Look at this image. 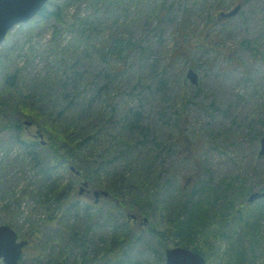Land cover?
<instances>
[{"label":"rangeland","instance_id":"rangeland-1","mask_svg":"<svg viewBox=\"0 0 264 264\" xmlns=\"http://www.w3.org/2000/svg\"><path fill=\"white\" fill-rule=\"evenodd\" d=\"M237 3L239 13L219 18ZM47 7L56 17L15 25L0 44V225L29 241L22 264H165V249L142 228L164 229L181 201L178 186H216L238 177L255 191L264 189V0H49ZM116 33L134 44L117 61L123 63L117 73L114 59L101 60L91 45ZM80 36L93 41L71 58V43ZM189 68L197 84L186 76ZM61 74L68 75L62 83ZM55 115L69 141L82 142L77 161L91 188L114 184L122 202L134 208L124 215L103 196L99 206L76 199L69 163L51 164V177L68 184L77 200L67 224L84 235V254L59 238L61 226L42 225L44 209L27 194L44 166L37 170L30 160L38 155L53 162L44 126ZM18 120L25 148L16 128L1 127ZM36 130L47 144L33 137ZM178 136L193 141L189 150L181 143L178 149ZM136 198L142 208L152 204L147 216L135 210ZM86 205L94 220L89 228ZM131 214L135 224L128 221ZM121 223L135 226L140 242L113 261L104 247L117 253ZM259 234L264 236V215ZM178 239H166L168 248L182 247ZM263 247L259 242L255 264H264Z\"/></svg>","mask_w":264,"mask_h":264},{"label":"trees","instance_id":"trees-1","mask_svg":"<svg viewBox=\"0 0 264 264\" xmlns=\"http://www.w3.org/2000/svg\"><path fill=\"white\" fill-rule=\"evenodd\" d=\"M47 4L42 7L40 12L32 20L36 18L44 20L56 17L55 11H48ZM79 35H83V33H79ZM81 37L77 38L74 43H71L74 46L71 51V58H75L79 47L88 49V43L93 41L92 39V41L88 40L86 37H82L84 42L78 41L82 40ZM91 45L101 60L109 61L114 59L115 63L112 65L111 70L117 73L122 70V68L120 70L118 69L119 65L122 66L123 64L119 62L120 64L117 66V61L123 60L125 51L134 44L130 39L123 41L117 37L116 33L98 43L92 42ZM64 75L68 76L67 74H61L58 78L60 83L63 82ZM63 92L64 89H62ZM112 100L113 96L107 93L104 98L105 105H110ZM22 126V122L19 120L1 125V127L16 128L18 132L16 138L25 148L27 145L26 139L18 131ZM44 129H47L51 135V141H49L47 146L52 151V159L50 161L53 162L40 161L48 160L46 158H40L38 160L37 158L40 157L38 155L37 158L34 157L35 159L30 160L29 164L35 169H37L39 164H43L44 166L39 165V170H37L40 178L34 184L33 189L27 192V194L34 196V200L38 202V206L40 205V208L44 209L46 218L42 220V225L61 226L60 228L58 226L56 228L63 231V235H59V238L66 243L72 240L71 247L76 248L78 251L81 250L82 254H84V235L71 231L73 226L67 224V218H70L75 209H79L77 207V200H73V197H70L68 184L61 186L57 177H51V164L55 168V163L58 162L68 161L76 169L80 170L82 168L85 170L84 165H82L83 163L77 161V155L82 142L74 143L73 141H69L70 137L67 133V127L59 124L58 115L51 116L50 124L45 125ZM40 133L42 132L40 131ZM192 142L188 137H182L181 139L178 136L176 144L178 149L180 143L182 147L187 146L188 149L189 143ZM26 155L28 156L30 154L27 152ZM33 156L35 155L33 154ZM154 158L155 156L151 160L147 159V162L154 161ZM86 174L89 175L88 173ZM122 180H125L124 175H117V184H121ZM190 185L191 187H188ZM190 185L186 187L187 190L183 185L178 186L181 201L173 213L168 216V221L164 229L157 230L156 226L152 224L145 228V230L156 239L157 244L163 249L168 248L166 239L171 237L180 238L177 241L179 245L199 252L205 257L207 264H255L259 242L264 245V236L261 237L259 234L261 219L264 215V198L258 199L253 203L248 202V195L255 190L250 184L238 177H232L226 180L222 179L216 186H208L203 183L199 185L196 182ZM101 189L108 192V197H105V199L112 201L113 204L117 200V209H122L124 215L130 210H134L132 206L130 207L124 204L118 197V191L116 193V186L114 184L111 187H101ZM148 191L149 189L146 188L145 192ZM137 198L133 202L136 206L135 210H141L147 216V208H151L150 205L152 204L148 203V206L142 208L139 206ZM157 205L159 207L158 203ZM111 209H114V205H112ZM142 212L139 214H142ZM83 213V216L87 218L86 225L89 228L94 220L89 213L88 205L84 207ZM121 224L122 227L117 228V253L110 244L104 247V254L110 255L113 261L116 258L119 259L122 255L124 256L128 251L127 249L137 247L140 242V232L135 226ZM67 227L71 231L68 235L65 233ZM115 231V228L111 230V236L114 235ZM38 251V255H41L40 249ZM18 264H22L21 260ZM133 264H141V261L139 259L135 260Z\"/></svg>","mask_w":264,"mask_h":264},{"label":"water","instance_id":"water-1","mask_svg":"<svg viewBox=\"0 0 264 264\" xmlns=\"http://www.w3.org/2000/svg\"><path fill=\"white\" fill-rule=\"evenodd\" d=\"M48 0H0V44L4 41L8 31L15 25L20 23H27L34 16H36ZM241 8L238 3L228 11H221L219 18H230L236 15ZM186 76L194 84H197V74L193 69L187 70ZM25 124H31V121H25ZM42 137V134L39 133ZM45 143L44 140H41ZM259 154L264 156V136L260 138ZM72 171L75 170L74 166H70ZM77 173L79 171L77 170ZM87 182L82 183L85 187ZM94 194H102L107 197L108 192L105 190H95ZM264 197V189L261 191L251 192L247 200L254 202ZM129 218H135V215H128ZM145 222V223H144ZM144 226L147 223V217H143ZM27 244V240L20 239L17 232L9 225H0V259L4 264H18L19 259L23 252V247ZM165 264H207L205 257L199 252L185 247L168 248L165 251ZM55 264H63L58 261Z\"/></svg>","mask_w":264,"mask_h":264},{"label":"flooded vegetation","instance_id":"flooded-vegetation-1","mask_svg":"<svg viewBox=\"0 0 264 264\" xmlns=\"http://www.w3.org/2000/svg\"><path fill=\"white\" fill-rule=\"evenodd\" d=\"M29 125H31V124H29ZM39 133H40V130L39 131L36 130V132L34 134H32V135H33L34 138L35 137L38 138L39 139V142L41 143V138L39 136ZM42 144H47V141H46V143H42ZM70 166H71V163L68 164V167H69V170H70V172L72 174V178L74 179L75 183L77 182V184H76V186H77V189H76V192H77L76 199H78V200L79 199H83L85 202L92 201L93 205L99 206L100 203H101V201H100L101 199L100 198L102 197V195L101 194H98V196H97V195L94 194V191L95 190H101V188H99V189H97V188L92 189L91 186L89 185V181L84 177V175H82V171L79 170L80 171L79 173H77V170L76 171H72L70 169ZM84 181H87L88 183H87V185L85 187H82V183ZM73 196H75V194ZM114 208H115V212H117V200L114 201ZM137 219L138 218H136L134 220L133 219L132 220H128V221L129 222H133L135 224V222H137ZM115 243H116V247H117V239H116V242Z\"/></svg>","mask_w":264,"mask_h":264}]
</instances>
